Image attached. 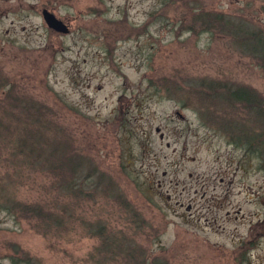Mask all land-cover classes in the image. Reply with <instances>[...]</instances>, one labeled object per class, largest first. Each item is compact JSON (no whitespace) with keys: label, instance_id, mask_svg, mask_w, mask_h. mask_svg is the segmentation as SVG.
I'll return each mask as SVG.
<instances>
[{"label":"rangeland","instance_id":"374dc122","mask_svg":"<svg viewBox=\"0 0 264 264\" xmlns=\"http://www.w3.org/2000/svg\"><path fill=\"white\" fill-rule=\"evenodd\" d=\"M259 39L264 0H0V264H264V120L215 94L264 108Z\"/></svg>","mask_w":264,"mask_h":264},{"label":"trees","instance_id":"16d2710c","mask_svg":"<svg viewBox=\"0 0 264 264\" xmlns=\"http://www.w3.org/2000/svg\"><path fill=\"white\" fill-rule=\"evenodd\" d=\"M231 32L236 35L237 32H235V28H231L230 29ZM257 37V36H255ZM260 43L263 44V48H262V51H256V53H259V54H262L264 55V41L259 39ZM252 50H255V48H253ZM206 85V84H205ZM213 86H215V84H213ZM220 87L223 89L225 88L226 91L224 92H221V91H215V94L217 95V97L221 96V97H224L225 99H228V100H232V101H238V102H243L245 101V105H244V108H250L254 111V109H256V114L258 116V118H262V120H264V108H260L261 111L258 109L259 108V105H260V99L256 98L254 99V93L252 91H250L249 89L245 88V87H240V86H236V87H229V86H224V85H220ZM252 103H254L256 106H258L257 108H254L252 107ZM259 111V112H258ZM242 142L243 140H239L236 142ZM246 145H247V151H251V152H254V153H259L261 154V150H263L264 148V123H263V126L261 128V130L257 133H252V134H246L245 135V139H244ZM27 145V141L25 140H21L20 143H19V147L21 150H23L24 152H31L35 147H27V148H23ZM55 168L57 167V164L56 165H53ZM64 166L65 167H70V163L65 161L64 163ZM68 167V168H69ZM7 198H9L8 196H6ZM1 206H6V205H1ZM5 209V207H2ZM38 224L44 226V227H47L45 226L43 223H39ZM135 251H137L136 253L138 254H141L142 256L138 257V258H132V257H135L136 256V253ZM130 255L131 256H128L131 260H132V263L133 264H147L148 262H146L147 258L145 257L146 254L142 253L141 250H134V251H131L130 252ZM13 257H11L12 259ZM156 258V257H155ZM152 264H155L154 261L152 262Z\"/></svg>","mask_w":264,"mask_h":264},{"label":"water","instance_id":"95a60500","mask_svg":"<svg viewBox=\"0 0 264 264\" xmlns=\"http://www.w3.org/2000/svg\"><path fill=\"white\" fill-rule=\"evenodd\" d=\"M42 18L46 25L54 30L60 31L62 33H67L69 31V28L61 19L57 18L53 13L45 9L42 11ZM155 129L159 130L158 127ZM160 136H162V134H160Z\"/></svg>","mask_w":264,"mask_h":264},{"label":"flooded vegetation","instance_id":"af4514ba","mask_svg":"<svg viewBox=\"0 0 264 264\" xmlns=\"http://www.w3.org/2000/svg\"><path fill=\"white\" fill-rule=\"evenodd\" d=\"M47 10V11H49V12H51V13H53V11L51 10V9H49V8H47V7H42V9H41V16H42V11L43 10ZM54 14V13H53ZM55 15V14H54ZM56 16V15H55ZM57 17V16H56ZM58 18V17H57ZM59 19H61V18H59ZM64 23H65V25L68 27L69 25H68V21H66V20H63V19H61ZM178 115L181 117V118H183L184 116L182 115V114H180V113H178Z\"/></svg>","mask_w":264,"mask_h":264}]
</instances>
